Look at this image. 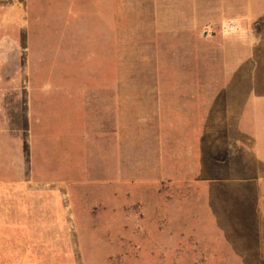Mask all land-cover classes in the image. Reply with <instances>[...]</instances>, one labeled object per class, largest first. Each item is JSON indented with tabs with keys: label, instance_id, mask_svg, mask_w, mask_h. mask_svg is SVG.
<instances>
[{
	"label": "rangeland",
	"instance_id": "obj_1",
	"mask_svg": "<svg viewBox=\"0 0 264 264\" xmlns=\"http://www.w3.org/2000/svg\"><path fill=\"white\" fill-rule=\"evenodd\" d=\"M11 1L16 15L0 8V264H264L257 30L209 26L201 14L191 27L185 0ZM99 84L130 89L129 100L114 93V132L97 141L108 170L88 163L81 142L80 156L60 155L58 130L74 143L80 130L57 89ZM201 84L216 109L224 93L241 97L252 154H192L185 123H167L159 163L148 88L186 114L187 87ZM244 164L255 172L234 180L230 169Z\"/></svg>",
	"mask_w": 264,
	"mask_h": 264
},
{
	"label": "crops",
	"instance_id": "obj_2",
	"mask_svg": "<svg viewBox=\"0 0 264 264\" xmlns=\"http://www.w3.org/2000/svg\"><path fill=\"white\" fill-rule=\"evenodd\" d=\"M185 6L186 22L191 27H194L195 23L197 26L198 20L195 21V19H197V15L201 14L202 24L209 25L214 24V22H223L224 27L227 29L230 28V30L240 29L242 26L249 29L255 28L257 30V35L254 36V42L264 43V0H185ZM4 7L7 8L6 12L8 10L10 16L13 12L16 15L17 7L16 4H12L11 0H6V3L1 5L0 8ZM159 9L157 8L156 11H160ZM155 17H158L156 16V13ZM12 20L14 19L10 17L9 21L12 22ZM201 85L202 87H199L193 91L189 86L187 87L188 89L186 90V97L192 100V106L184 109L186 114H180L178 112L176 113L175 110L170 107L171 105H169V103L166 105L164 103L161 104V102H159L161 97L157 95V86L154 85L148 88V93L152 91L154 92L152 96L154 101L153 114L157 125L155 128V148L157 149L156 153L158 157L156 158H158L157 160L159 163L161 162L160 151L162 149V141L165 139L162 137V135L166 136V126L164 125H167V123H185V127L182 130H185L187 136L186 139L187 142H190L192 154H194V149L199 150L200 152L198 153L202 157L217 153L216 151L212 152L213 149H217L219 154L226 153L229 156H245L252 154V152L249 151V148H247V144L243 142L250 139V132L244 131L243 134V130L248 128L250 129V125H252V123L248 125V128L245 127L246 129H243L245 120L240 117L241 109L239 108V106L241 107V97H228L224 93L222 94L220 104L217 102L216 109V106L211 104L212 102L209 87L206 89L207 86L205 84ZM45 86V88H47V85ZM88 86L90 89L89 87L84 88L81 86L78 88L76 86H69L67 89L66 87H60L57 89L59 94L66 92V95L64 96L66 99L64 102H67L69 109L72 111L71 128L75 127L77 130H80V138L76 139L75 143L72 139H67L68 141L66 142H69L73 146V149L70 148L69 151H66V147L64 150L62 149L63 143L66 144V139L63 138V130H58L61 149L59 150L60 152L65 151L61 154L59 152V154H73L75 158L80 156L81 142V145H86L88 149L91 147V149H89L86 154L88 163L92 165L100 164V166H105V169L108 170V166H110L112 158L111 161L110 159L106 161V155H103L101 150H97V141L101 140L103 144L108 142L110 135H112L114 132L111 121L113 114L112 105L115 99L114 93H124L122 95H117V98L121 99V101L129 100L130 95L127 93L130 91V89L126 88L125 85L113 84ZM67 94L70 95V98H67ZM139 97L143 98L142 95ZM148 97H150V94ZM84 100H91L92 104H94L96 107L95 110L90 111V115L86 113V111L84 112L81 108ZM84 125H87L86 127L90 139L92 140L81 139L84 138V135H82L83 133L81 132V129L84 128ZM225 149H227V151ZM246 150L249 152H246ZM221 151L222 153H220ZM96 155L98 157V161ZM107 156L112 157L113 154L111 155L109 153ZM251 170H254L253 172H255L254 168L245 164L242 166H234L230 169L231 172H235V175L233 176L234 180H240L246 177L237 174L238 171L251 173Z\"/></svg>",
	"mask_w": 264,
	"mask_h": 264
}]
</instances>
